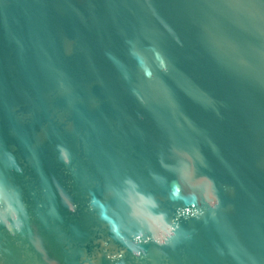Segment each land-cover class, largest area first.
Segmentation results:
<instances>
[{
  "label": "water",
  "instance_id": "95a60500",
  "mask_svg": "<svg viewBox=\"0 0 264 264\" xmlns=\"http://www.w3.org/2000/svg\"><path fill=\"white\" fill-rule=\"evenodd\" d=\"M0 264H264V0H0Z\"/></svg>",
  "mask_w": 264,
  "mask_h": 264
}]
</instances>
